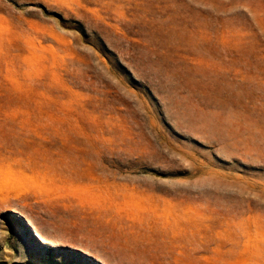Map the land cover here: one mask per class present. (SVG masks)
Returning a JSON list of instances; mask_svg holds the SVG:
<instances>
[{
	"label": "rangeland",
	"instance_id": "rangeland-1",
	"mask_svg": "<svg viewBox=\"0 0 264 264\" xmlns=\"http://www.w3.org/2000/svg\"><path fill=\"white\" fill-rule=\"evenodd\" d=\"M0 264H264V0H0Z\"/></svg>",
	"mask_w": 264,
	"mask_h": 264
}]
</instances>
